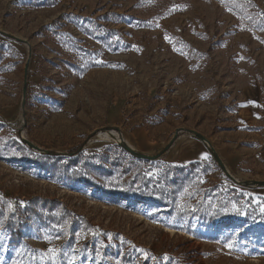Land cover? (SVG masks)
<instances>
[{"label":"rangeland","instance_id":"obj_1","mask_svg":"<svg viewBox=\"0 0 264 264\" xmlns=\"http://www.w3.org/2000/svg\"><path fill=\"white\" fill-rule=\"evenodd\" d=\"M0 31V264H264V0H0Z\"/></svg>","mask_w":264,"mask_h":264},{"label":"trees","instance_id":"obj_2","mask_svg":"<svg viewBox=\"0 0 264 264\" xmlns=\"http://www.w3.org/2000/svg\"><path fill=\"white\" fill-rule=\"evenodd\" d=\"M117 148L119 149V147H117ZM113 149H116V148L113 147ZM121 150L123 152H125L123 149H121ZM80 151H81V149L79 148L76 151L70 153V155L71 156H76V155H78L80 153ZM50 156H57V154L50 153ZM141 161L142 160H139V162H141ZM132 164H129V165H132ZM128 181H129V183L124 184L122 187H119V189L111 190L108 193L113 195V196H116V197H122V198H127V199H129L131 197H133L135 199H138V198L149 199V198H153L154 197V195L149 193V191H148L151 188L152 180L147 179L143 174H141V173L136 174L135 176L130 177ZM159 182L165 184V178L164 179H160ZM136 184H139L138 188L134 187V185H136ZM158 184L159 183H155L156 186ZM159 191L162 192L163 190H159Z\"/></svg>","mask_w":264,"mask_h":264},{"label":"water","instance_id":"obj_3","mask_svg":"<svg viewBox=\"0 0 264 264\" xmlns=\"http://www.w3.org/2000/svg\"><path fill=\"white\" fill-rule=\"evenodd\" d=\"M0 34L6 35V33L2 32V31H0ZM27 75H28V64L26 65V68H25V76H27ZM25 99H26V89L23 90V103H25ZM190 133H191L192 135L196 136L197 138H199L204 144H207L208 146H211L210 141H208V140H207L204 136H202L200 133H198V132H196V131H193V130L190 131ZM178 134H179V131L176 132V134H175V136H174V139L171 141L170 145H168V146L166 147V150H168V149H169V148L175 143V141L178 139ZM121 141H122V139H121ZM25 143H26L30 148H32V149L35 150V151H42V149H41L40 147L34 145L33 143H31V142H29V141H26V140H25ZM124 148H125V150H126L128 153H130L131 155H133V156L139 158L140 160H147V161L150 160V161H154V160H157V159L160 157L159 155H157V156H153V157H152V156H148V155H145V154H142V153H139V152H135V151H133L130 147H128L127 145H124ZM212 152H213L214 155L217 154L216 151H215L214 149H212ZM216 161H217L218 164H220V165L225 169L226 172H228L227 169L224 167L222 160H221L217 155H216ZM235 181L238 182V183L246 184V182H243V181H238V180H235ZM254 184H255V185H258V186H260V187H264V182L254 181Z\"/></svg>","mask_w":264,"mask_h":264},{"label":"bare ground","instance_id":"obj_4","mask_svg":"<svg viewBox=\"0 0 264 264\" xmlns=\"http://www.w3.org/2000/svg\"><path fill=\"white\" fill-rule=\"evenodd\" d=\"M122 144H125V145H127L124 141L123 142H121ZM128 146V145H127ZM129 147V146H128ZM208 147H210L211 149V151H212V149H214L215 151H216V149L212 146V144H211V146H208ZM131 148V147H130ZM132 149V148H131ZM133 151H135L134 149H132ZM135 152H138V151H135Z\"/></svg>","mask_w":264,"mask_h":264},{"label":"snow or ice","instance_id":"obj_5","mask_svg":"<svg viewBox=\"0 0 264 264\" xmlns=\"http://www.w3.org/2000/svg\"><path fill=\"white\" fill-rule=\"evenodd\" d=\"M166 39H167V37H166ZM228 247H231V245H228ZM55 250H53V249H49V252L51 253V252H54Z\"/></svg>","mask_w":264,"mask_h":264}]
</instances>
